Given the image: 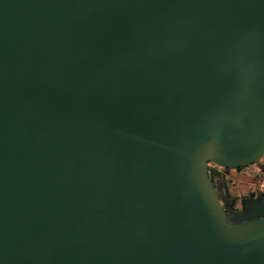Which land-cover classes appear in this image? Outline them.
<instances>
[{"label": "water", "instance_id": "95a60500", "mask_svg": "<svg viewBox=\"0 0 264 264\" xmlns=\"http://www.w3.org/2000/svg\"><path fill=\"white\" fill-rule=\"evenodd\" d=\"M263 156L264 0H0V264H264Z\"/></svg>", "mask_w": 264, "mask_h": 264}, {"label": "flooded vegetation", "instance_id": "af4514ba", "mask_svg": "<svg viewBox=\"0 0 264 264\" xmlns=\"http://www.w3.org/2000/svg\"><path fill=\"white\" fill-rule=\"evenodd\" d=\"M261 159L264 161V156ZM215 166L218 172L213 175L214 181L220 184L223 189L227 185L233 195H237L238 193L247 194L251 189H259V182L264 176V172L260 170L256 163L241 167L240 169ZM248 183L250 184L249 189H243Z\"/></svg>", "mask_w": 264, "mask_h": 264}, {"label": "built area", "instance_id": "2783aa9c", "mask_svg": "<svg viewBox=\"0 0 264 264\" xmlns=\"http://www.w3.org/2000/svg\"><path fill=\"white\" fill-rule=\"evenodd\" d=\"M259 189L264 190V176L262 177V179L259 182Z\"/></svg>", "mask_w": 264, "mask_h": 264}, {"label": "rangeland", "instance_id": "374dc122", "mask_svg": "<svg viewBox=\"0 0 264 264\" xmlns=\"http://www.w3.org/2000/svg\"><path fill=\"white\" fill-rule=\"evenodd\" d=\"M243 189L248 190V189H249V185H248V184L245 185V186L243 187Z\"/></svg>", "mask_w": 264, "mask_h": 264}, {"label": "crops", "instance_id": "0c3cea01", "mask_svg": "<svg viewBox=\"0 0 264 264\" xmlns=\"http://www.w3.org/2000/svg\"><path fill=\"white\" fill-rule=\"evenodd\" d=\"M247 185V184H246ZM248 185H250L249 183H248Z\"/></svg>", "mask_w": 264, "mask_h": 264}]
</instances>
